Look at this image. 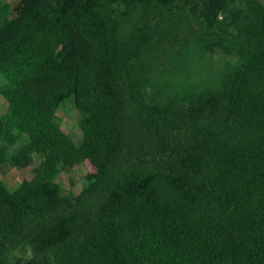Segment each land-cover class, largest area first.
I'll return each mask as SVG.
<instances>
[{
	"label": "trees",
	"instance_id": "16d2710c",
	"mask_svg": "<svg viewBox=\"0 0 264 264\" xmlns=\"http://www.w3.org/2000/svg\"><path fill=\"white\" fill-rule=\"evenodd\" d=\"M1 97L0 264H264V0H0Z\"/></svg>",
	"mask_w": 264,
	"mask_h": 264
},
{
	"label": "rangeland",
	"instance_id": "374dc122",
	"mask_svg": "<svg viewBox=\"0 0 264 264\" xmlns=\"http://www.w3.org/2000/svg\"><path fill=\"white\" fill-rule=\"evenodd\" d=\"M22 0H4L7 9L12 12ZM7 112V102L0 98V118ZM58 118L62 130L70 135L75 143H78L82 137V131L79 127L80 115L76 109L74 99L66 101L61 109L58 111ZM14 149L10 151V155L13 154ZM95 170L90 164H86L71 170L69 172L62 173L58 182L69 194H78L84 183V177L88 174L94 173ZM0 176L5 182L7 188L10 191H16L19 184L23 180H29L32 178V168L24 170H16L9 165H5L0 170Z\"/></svg>",
	"mask_w": 264,
	"mask_h": 264
}]
</instances>
